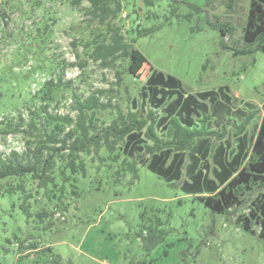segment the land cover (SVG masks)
Masks as SVG:
<instances>
[{
	"label": "rangeland",
	"instance_id": "rangeland-1",
	"mask_svg": "<svg viewBox=\"0 0 264 264\" xmlns=\"http://www.w3.org/2000/svg\"><path fill=\"white\" fill-rule=\"evenodd\" d=\"M224 1L210 8L206 0H153V5L131 0L111 26H119L127 41L133 29L153 31L134 44L142 65L117 82L116 71H123L126 61L105 68L89 57L91 48H84L104 28L90 21L86 1L72 6L69 0H0V157L15 153L22 164L33 160L41 138L28 127L30 112L43 105L36 94L53 77L74 82L70 90L61 87L48 107L52 115L75 119L72 90L83 98L96 89L112 91L101 98L110 100V107L93 115L99 133L129 111L144 118L149 111L161 115L141 98L150 67L177 79L188 94L228 87L232 104L254 113L245 128L253 136L264 113V53L254 50V43L252 52L233 55L232 49L246 46L242 29L250 0H236L232 12ZM217 20L231 22L232 33L224 37L228 49L215 28ZM20 121V131L11 132L7 125ZM241 121L224 130L235 151L234 124ZM34 123L40 129V122ZM124 143L116 145L117 159L105 147L82 155L85 175L70 180L74 188L61 181L66 160L57 158L55 188L41 189L30 178L0 181V264H35L37 257L43 262L39 253L48 248V259L56 256L59 264H264L262 241L235 223L264 194V186L246 192L231 216L216 214L181 190L185 179L169 184L139 164L140 158L127 157ZM19 182L25 194L13 189ZM26 197L29 218L20 207Z\"/></svg>",
	"mask_w": 264,
	"mask_h": 264
},
{
	"label": "trees",
	"instance_id": "trees-1",
	"mask_svg": "<svg viewBox=\"0 0 264 264\" xmlns=\"http://www.w3.org/2000/svg\"><path fill=\"white\" fill-rule=\"evenodd\" d=\"M83 1L88 3L85 13L90 15V21L97 20L104 27L94 33L90 42H85L84 48H91L89 57L105 68L118 61H126V68L115 74L116 81L120 82L122 74L138 69L139 58L134 48L137 38L150 34L153 29H133L134 35L127 41L120 27L111 26L110 22L120 16L131 0H69L72 6H80ZM215 2L216 0H206V5L211 8ZM224 2L226 9L234 11L236 0ZM144 3L154 4L153 0H144ZM195 10L199 12L198 8ZM217 21L215 28L223 39L222 46L228 49L224 37L232 33L231 22ZM242 33L246 46L242 50L232 49L233 55L252 52V45L255 44L254 50L264 53V0H250ZM143 62L139 64L142 65ZM150 70L152 71L141 88V98L142 102L151 105L150 108L161 115H156L153 111H149L146 118L131 111L126 115L119 114L107 127L100 129L101 133L97 131L95 124L99 119H93V115L98 110L110 107L111 101L103 103L101 98L106 95L110 97L112 91L96 89L83 98L72 90L73 109L76 111L73 119L69 116L52 115L48 107L57 101L61 87L70 90L74 81L63 82L61 76L45 81L36 94V99L43 105L30 112L31 121L28 124L41 138L32 152L33 160L22 164L15 153H11L7 159L0 157V181L30 178L36 180L41 189L49 186L55 188L58 186L53 175L56 158L57 161L66 160L60 170L61 181L70 183L75 175H85L82 155L98 153L101 147H105L111 157L117 159L116 145L125 142L123 151L127 157L140 158L139 164L169 184L185 179L181 185L185 194L195 195L199 202L216 214L231 216L235 210L233 208L243 205L242 196L246 192L253 190L255 186H264V113L256 133L248 136L245 128L254 113H245L243 109L236 108L232 104L228 87H221L218 91L188 94L181 89L177 79L171 76L165 78L151 67ZM133 101L137 104L136 100ZM237 119L242 121L239 125L234 124L236 136L239 137L235 151L232 142L225 139L224 130L231 122L237 123ZM34 120L40 122V129ZM20 125L22 121L13 127L10 124L7 126L11 132L16 133L20 131ZM218 128L222 131H217ZM157 130L162 132L158 134ZM217 142L219 143L216 144ZM191 151L193 154L188 153ZM44 154L47 158H44ZM143 155L147 159H143ZM70 186L74 188L72 183ZM13 189L25 194L24 184L21 182ZM3 191L11 192L10 189ZM62 191L63 186L60 187V193ZM27 197L23 198L20 207L29 218L31 215ZM58 199L61 200V196ZM235 223L244 232L257 236L264 244V194L252 202L247 213L238 215ZM31 247L32 250H38L36 244ZM50 250L40 251L44 261L40 262L42 257H37L35 264H59L56 256L50 255V260L48 259L46 253Z\"/></svg>",
	"mask_w": 264,
	"mask_h": 264
},
{
	"label": "crops",
	"instance_id": "crops-1",
	"mask_svg": "<svg viewBox=\"0 0 264 264\" xmlns=\"http://www.w3.org/2000/svg\"><path fill=\"white\" fill-rule=\"evenodd\" d=\"M152 71V70H151ZM151 73V72H150ZM150 75V74H149Z\"/></svg>",
	"mask_w": 264,
	"mask_h": 264
}]
</instances>
